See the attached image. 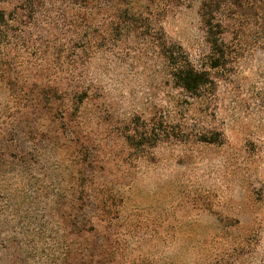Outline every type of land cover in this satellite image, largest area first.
Instances as JSON below:
<instances>
[{
  "label": "rangeland",
  "instance_id": "374dc122",
  "mask_svg": "<svg viewBox=\"0 0 264 264\" xmlns=\"http://www.w3.org/2000/svg\"><path fill=\"white\" fill-rule=\"evenodd\" d=\"M0 264H264V0H0Z\"/></svg>",
  "mask_w": 264,
  "mask_h": 264
},
{
  "label": "trees",
  "instance_id": "16d2710c",
  "mask_svg": "<svg viewBox=\"0 0 264 264\" xmlns=\"http://www.w3.org/2000/svg\"><path fill=\"white\" fill-rule=\"evenodd\" d=\"M184 66H182L181 68H178V72H180V74H183L184 73ZM194 74V71L191 72V74ZM193 76L197 77L199 76L198 74H194ZM180 87L184 88L185 90L189 91V90H192V89H195L194 87V80L193 79H189V77H186L183 79V82L182 84L180 85Z\"/></svg>",
  "mask_w": 264,
  "mask_h": 264
}]
</instances>
